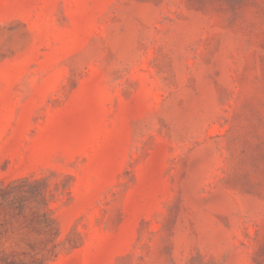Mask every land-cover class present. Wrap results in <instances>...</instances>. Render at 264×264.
I'll list each match as a JSON object with an SVG mask.
<instances>
[{
    "label": "rangeland",
    "instance_id": "rangeland-1",
    "mask_svg": "<svg viewBox=\"0 0 264 264\" xmlns=\"http://www.w3.org/2000/svg\"><path fill=\"white\" fill-rule=\"evenodd\" d=\"M0 264H264V0H0Z\"/></svg>",
    "mask_w": 264,
    "mask_h": 264
},
{
    "label": "trees",
    "instance_id": "trees-1",
    "mask_svg": "<svg viewBox=\"0 0 264 264\" xmlns=\"http://www.w3.org/2000/svg\"><path fill=\"white\" fill-rule=\"evenodd\" d=\"M29 183V182H28Z\"/></svg>",
    "mask_w": 264,
    "mask_h": 264
}]
</instances>
